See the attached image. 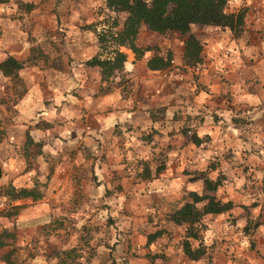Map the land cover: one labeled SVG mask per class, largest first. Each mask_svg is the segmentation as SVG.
<instances>
[{"label":"crops","instance_id":"obj_1","mask_svg":"<svg viewBox=\"0 0 264 264\" xmlns=\"http://www.w3.org/2000/svg\"><path fill=\"white\" fill-rule=\"evenodd\" d=\"M0 6L6 8L5 12L0 13V51L7 46L10 49L8 53L17 56L15 48L8 46L14 45L8 39L18 40L19 47H15L20 49L28 42L27 37L23 40L22 35L13 28L10 17H7L10 5L1 3ZM49 6L48 3L39 2L29 12L38 25V35L41 34V28H49L54 32L60 26L65 31V39L70 42L68 54L74 60L69 62L65 57L63 67L66 71L59 72L58 77L39 78L40 82L44 81L42 84L36 78L31 80V85L28 82V91L21 97L19 111L4 126L9 140L19 144H23L28 129L35 140L42 141L43 152L35 154L33 169H25V161L20 156L15 155L13 158V152L1 148L0 185L9 181L17 187H31L37 181H46V184L42 186V196L35 200L24 197L10 201L6 195L0 196V230L6 229L14 234L0 246V264H64L53 250L74 245L73 230L66 225L68 222L74 224L72 220L78 213L74 205L73 183L79 178L83 197L95 199L91 206L82 207L81 213H90L92 210L91 213L96 211L100 214L104 208L110 209L102 202L110 200L114 210L119 208V204L115 205L128 193L137 197L132 208L145 214L148 206L153 202L158 205L162 196L177 200L185 191H200L203 188L202 181L189 180L192 174L184 168L188 171L203 169L209 159L214 157L219 160L221 167H237L241 164L248 166L250 171H261L256 173L261 182L264 176V0H252L251 4L248 0H240L239 4L236 0L228 1V11L244 9L242 29L238 34L227 27L203 26L208 37L204 42L201 38L202 61L198 68L183 65L181 56L176 54L175 60L181 68L151 71L146 68L145 60L152 51H147L141 59H135L134 53L122 46L127 52L124 66L130 91L122 94V87H118L96 97L86 92L84 84L92 91L97 89L100 83L98 69L86 68L83 64L98 50L95 35L76 28V23L81 19L78 20V16L73 13L62 14L58 24L56 14ZM18 22V29L23 31L22 21ZM152 37L153 32L150 31V39L143 41L141 38V41L147 43ZM76 41L83 44L74 46ZM166 44L170 45L169 41ZM172 45L175 47L174 43ZM176 50L180 53L182 45L177 46ZM4 57H0V60ZM129 64L132 65L130 70ZM80 66L82 72L77 80L69 69ZM182 67L186 68L183 73ZM200 82L207 84L205 90L196 85ZM75 87L83 93L82 97L72 94ZM190 92L195 93L191 95ZM226 92L231 95L228 96ZM42 100L50 101L45 104ZM24 103L26 109H22ZM159 106L163 110L159 117L154 118L151 112ZM175 109H178L176 117L173 116ZM198 111L204 116L191 129L200 138L199 144H195L190 139L191 131L184 132L181 127L188 113ZM215 112L220 115L217 121L213 118ZM232 115L244 116L247 121L235 126L231 123ZM39 120L54 123L49 127L36 126ZM144 134L149 136L145 137ZM85 151L89 152L87 157L83 154ZM159 151L163 153L167 164L161 172L155 173L151 169L149 177L133 176L131 161L141 157L151 158ZM226 151L232 152L231 157H225ZM154 163L152 159L151 166ZM79 165L82 173L77 171ZM50 168L52 170L47 177ZM226 196L233 200L232 194ZM20 203L23 205L17 213L5 212L14 210L12 205ZM139 221L142 222L143 218H139ZM217 223L218 220H214L208 225L215 226ZM144 226L147 233L154 230L148 229L146 224ZM164 226L169 231L175 230L171 231L169 237L159 236L150 244L146 243L145 236H140L139 240L133 236L130 243L137 253L133 254L135 256L130 254L129 261L153 264L143 250L156 248L164 252L165 259L161 264H264L261 258L254 255L253 249L247 251L243 260L231 255L238 245L244 246V242L249 241L248 236L241 233L236 237L238 242L233 245V236L229 235L232 229L228 233H222V230L217 232L223 237L213 245L214 235L212 230L207 229L205 242L213 248L212 257L208 262L204 256L190 259L180 247L182 228L166 220ZM100 230L96 233L99 251L105 247V235ZM129 230L135 233L140 228L132 224ZM259 233L260 229L253 232V241ZM117 237L113 225L111 244L115 248L122 246V240ZM89 242L95 245L91 240ZM121 259L118 253H95L88 258L80 257L74 264H103L108 261L120 264Z\"/></svg>","mask_w":264,"mask_h":264},{"label":"trees","instance_id":"obj_2","mask_svg":"<svg viewBox=\"0 0 264 264\" xmlns=\"http://www.w3.org/2000/svg\"><path fill=\"white\" fill-rule=\"evenodd\" d=\"M14 1L19 11H22L20 17L22 19L28 17V12H31L39 1H48L51 4L49 9L56 14L57 23L59 24L61 15L66 13H73L78 16L80 22L76 23V28L80 31L87 32L88 34H94L98 50L90 57L83 61L84 66L96 67L99 72L100 83L96 90L92 91L88 85L87 93L92 94L94 97L113 91L115 88L124 87L129 77L126 74L124 62L127 59V52L121 47L124 46L129 48L133 53L135 59H141L147 51L152 53L146 58L145 66L151 71H160L179 67L175 58L176 54L181 56V63L185 66H193L198 68L199 63L202 61V40L201 34L198 30H203V26H220L229 28L234 34H238L242 29L244 20V9L239 8L237 11H228L227 4L229 0H103L104 9L108 12L103 22L97 21L93 17L89 21L82 23L86 15L83 13L85 8L81 7L80 0H0V4ZM73 2V3H72ZM44 3V2H43ZM47 4V3H46ZM77 11H73V8ZM120 14H122L120 16ZM25 25L29 23L28 20H23ZM21 23V25H22ZM30 24V23H29ZM23 26V25H22ZM143 27L153 32V37L147 43H142L141 32ZM24 28V26H23ZM27 32V40L29 43L28 54L25 57L19 58L11 53H7L3 59L0 60V72L4 76L10 77L13 81H23L20 71L26 68L27 62H31V65L45 63L49 58L51 62L44 64L45 67L55 70L57 72H65L63 67V60L67 57L69 62H72L74 58L70 54H66V48L61 51L59 47L60 41L63 42L65 31L60 28H56L51 31L49 28H41V34L36 35L32 33L30 27L24 28ZM56 33H59L56 35ZM158 35V37H157ZM169 41V44L166 42ZM58 42V43H57ZM179 42L182 45L180 53L173 47V43ZM64 43V42H63ZM46 44L51 45L50 47L45 46ZM178 45V46H179ZM58 53L52 54L54 50ZM36 50L42 56V60H39ZM64 55V56H63ZM71 72V68L69 69ZM22 79V80H21ZM76 88V87H75ZM72 89V94L75 97H82L83 93L80 92L79 88ZM196 89V88H195ZM194 89V90H195ZM195 92H190L192 95ZM229 96V92H226ZM163 107L159 106L151 112L154 118L159 117ZM178 109L174 111V117L178 115ZM72 115L71 117H73ZM204 113L198 111L194 114H187V119L184 120L181 129L184 132L191 131L193 125L199 124L203 118ZM220 115L215 112L213 118L217 121ZM1 122H11L12 115L2 114L0 116ZM243 121H247L244 116L232 115L231 123L235 126L242 125ZM54 122L39 120L35 124L36 126L49 127ZM0 131L4 133V129ZM145 137L149 135L144 134ZM190 139L195 144H199L200 138L196 131H191ZM35 147L34 156L37 153L43 152L42 141L35 140L27 129L25 132V138L23 142L24 151L27 152L30 146ZM90 151V150H89ZM86 157L89 152L83 153ZM219 155V154H216ZM46 157V155H44ZM215 156V153L213 157ZM154 159V166H151V161ZM131 169L133 168V176H141L142 178L149 177L151 175V169L155 173L161 172L166 167V160L163 153L159 151L154 156L136 158L131 161ZM93 170V167H89ZM223 167L220 166L218 159L210 158L208 164L203 169H193L188 171L184 168L187 173H191L189 180L200 179L202 181V190H188L182 194L180 199H167L166 196H162L157 205L155 202L150 204L146 210V214L150 215L151 218L157 219V217L163 215L166 221L174 223L175 226L180 228V247L185 255L190 259H198L203 255H206V261L212 257L213 248L211 249L209 243L205 242V235L208 232L207 229L212 230V234L215 235V226H210L214 220L219 217L222 218L224 212L232 211L235 203L228 197H218L215 193L219 185L222 184L225 179V174L222 171ZM52 168L49 169V176ZM211 171L215 174L211 175ZM94 178V177H93ZM96 182V181H95ZM46 181H37L31 187H17L12 182L0 185V196L6 195L11 200L19 198L29 197L32 200L38 199L42 196V186H45ZM97 184L98 181H97ZM261 190L264 194V176L261 180ZM162 203V205H160ZM23 204H14V210H6V213H17L18 209ZM161 212V213H160ZM0 213L2 211L0 210ZM154 219V220H155ZM150 221V220H149ZM147 219L146 223L149 222ZM260 219H249L245 224L242 225L243 234L248 236L250 241H253V232L260 225ZM222 233H228L229 226L227 221H220L219 224ZM160 228V229H159ZM177 229V228H176ZM175 229L171 230L172 232ZM182 230V231H181ZM233 230V229H232ZM166 227H158L148 232L145 236L146 243L158 239L159 236L169 237L171 234ZM14 236L12 231L3 229L0 230V246L6 243L8 237ZM82 246H88L90 238L83 237ZM215 238V237H213ZM105 247L99 251L96 248V253H103L112 255L113 251H104L107 246L104 242ZM114 246V244H111ZM95 246V245H93ZM81 247V246H79ZM91 247V245H90ZM112 248V247H111ZM75 249V245L71 247L57 248L53 250V253L58 257L64 264H74L80 260V257L85 256L86 258L93 256L95 253H86L83 249H79V253L73 259L71 252ZM110 248H108L109 250ZM95 249L92 248V251ZM156 250V251H155ZM157 251L156 248L150 249L149 261L153 264H161L164 259V252ZM125 261H128L126 258ZM210 260V259H209ZM122 262V259H121ZM130 262V261H129ZM103 264H118L115 261L104 262ZM121 264V263H120Z\"/></svg>","mask_w":264,"mask_h":264},{"label":"rangeland","instance_id":"obj_3","mask_svg":"<svg viewBox=\"0 0 264 264\" xmlns=\"http://www.w3.org/2000/svg\"><path fill=\"white\" fill-rule=\"evenodd\" d=\"M43 2L48 3L49 5L52 4L48 1H42V3ZM80 3H81V7L85 8L84 9L85 11L83 13L86 15L82 23L89 21L90 18L88 17H93L91 21L96 19L97 21L103 22L101 19H104L108 14V12L103 7V4H104L103 0H80ZM8 4L10 5L11 8L8 10L9 14L7 15V17H10V19L12 20L13 28L15 29L17 33L22 35V38L24 40L28 36L26 30H24L21 25L20 26L23 31H21V29H18L19 28L18 20L23 21L22 18L20 17L21 13L23 12L19 11L14 1H10L8 2ZM72 8H73V11H77L76 8L74 7ZM27 14H28V17L24 18V20L25 19L28 20L30 24L27 23V25H25L23 22L22 25L24 26V28L30 27V30H32V33L37 35L39 33V30H38V25H36V20L34 19V16L32 13L28 12ZM121 15L122 14H120V16ZM150 31L151 30L147 31L146 28L142 29L141 38L143 41L150 39L148 38ZM198 31H200L201 38L204 42V39L208 37V32L205 31L204 29L198 30ZM58 34L59 33H56V35ZM62 40L64 43L60 41L59 47L61 48V51H63V49L66 48V54H67L68 53L67 50L71 49V46L69 45L70 42H68L65 39V37ZM9 41L14 45H8ZM17 41H15L14 39L11 41L10 39H8L7 45L11 49L15 48V52L16 53L18 52L17 56H19L20 58L25 57L26 54H28L27 53L28 52V49H27L28 42L25 43L24 46H22L20 49H17L16 47H19L17 45ZM76 42L77 43L76 44L74 43V46H81L83 44L82 42H78V41ZM178 45H179V42H175V47H177ZM0 46L2 47L1 44ZM45 46L50 47L51 45L46 44ZM8 50L10 49H8L7 46L1 49L0 57H3L4 55H6L8 53ZM56 53H58V51L54 50L52 54H56ZM34 54L37 55L39 60H42V56L38 50H36V53ZM50 62H51V59L49 58L45 63L49 64ZM40 63L41 64L32 66L31 62H27L26 68H23L22 72L20 71V75H22V79H25L26 82H24V80L20 82L13 81V79H10V77L4 76L1 72L2 76L0 75V116L2 114H5L7 116L8 115L13 116L15 115V112L19 111L18 109L20 108V104L23 98L22 96H25L28 91V82H29V85H31V82H32L31 80H34L35 78L38 80L39 78H43V79L51 78L52 79L60 75L59 72L45 67L44 66L45 63L43 62H40ZM81 67L82 66H80L79 68L78 67L72 68L70 72L71 75L75 77L77 80L79 79L78 77L79 74H81L82 72ZM183 69L185 71L186 68L182 67L181 69L182 73L184 72ZM198 78H199V74H198ZM38 82H40V80ZM42 83H44V81L40 82V84ZM196 85L201 87L202 90H205L206 88L205 86L207 84H203L200 82V83H197ZM129 91H130V88L128 87L127 84L121 88L122 94H125ZM49 101L50 100H46V101L42 100L41 102L42 103L45 102V104H48ZM26 106H27L26 103L22 104V109H26L27 108ZM5 124L6 123L1 122V119H0V129L3 128L5 130L4 128ZM1 148L6 149L8 152H13L14 154L12 156L13 158H15V155L20 156L23 159V161H25V164H23V166H25L24 167L25 169L26 168L33 169L31 168L34 163L33 154L35 151V147L33 145L28 148L27 152H25L23 148V144H19L17 141L9 140L8 133L5 131L4 133H2L0 131V149ZM224 155L227 158L231 157L232 152L226 151ZM78 170H80V173H82V168L80 165L78 166L77 171ZM222 171H224L225 179L223 180L222 184L218 186L215 193L218 197H227L226 196L227 194H232L235 205L232 208V211L224 212L222 215V218L219 217L217 219L219 223H217L214 228L215 235L213 237L215 238L213 240L212 245L215 244L216 240L218 241L219 239L223 237L220 234H216L217 232H220L219 224L221 220H223L224 222L227 221L228 225L232 226L231 228L229 227L228 229L230 231H232L231 229H233L232 232H229V235L231 237L233 236L232 238L231 237L230 238L233 240V245H235L238 242L236 240L237 239L236 237L239 234L243 233L242 225L245 224L249 219L251 220L254 218L260 219L261 223L256 228V230L260 229L261 233L258 234V236L255 238V241L249 240L247 241V245H245V243H244V246L238 245V249L235 248L231 252V255L235 259L243 260L246 258L247 251H250L253 249L255 253L254 255L261 258V260L264 262V194L262 193L261 182L258 181V175H257L261 173V171H257V170L250 171L248 166L246 165L241 166V164L238 165L237 167H229V165H226L223 167ZM73 186L75 190L73 194L74 205L77 207L78 213L74 216V219L72 220L74 224L71 225V223L68 222L66 225V226H69L73 230V243L75 245V249L73 252H71V255H70L72 256L73 259L76 257V254L79 253L80 251L79 249H83L87 254L96 253V248H95L97 247L96 233L98 232L99 229H101L100 233L105 235L104 242L107 246V249H105L104 251L106 252L113 251V253H118L119 255H121L122 257L121 264H135V263H132L131 261L129 262L130 254L133 255L134 253H137V249H135V247L134 248L131 247V243H130V240L133 239V236L137 240H139L141 238L140 236H145L147 234L148 230L146 226H144V224L148 226V229L154 228L157 230L158 227H162V229L165 227L164 226L165 219L163 215L160 216L159 214V217H157V219L155 218L150 219L151 218L150 215L146 213L143 214L144 212H142L141 214V212L138 209L132 208V205H134L137 202V197L130 195V193H128L126 198L121 199L122 202L119 201L115 205L116 207L119 204L120 205L119 208L114 207L115 209L112 210L113 209L111 208L113 207L112 203H109L110 200H107V202H102V204L106 205L110 209L104 208L101 214L97 213L96 211H93V213H91L92 210H90V213H81L82 207H87L89 205L91 206L92 202L95 201V199H89V198L83 197V194L81 192L82 182L80 178L77 179L75 183H73ZM105 200L106 199H103V201ZM132 210H138L139 212H132ZM141 217L143 218V221L138 222V219ZM146 219L150 221L146 223L145 222ZM63 221L64 220H62V222ZM132 224H135V226L138 225L140 230L138 232L132 233L129 230V227H131ZM77 225H79V227H77ZM113 225L116 228V235L118 236L117 238L122 240V243H121L122 246H120L119 248H115V246L111 245L112 240H113ZM83 237L90 238V240L92 241V243L95 244V246H93L90 243L91 247L90 245L89 247L87 245L83 247L82 246V242L84 239ZM209 247H211V245ZM92 248H94L95 250L92 251ZM108 248L110 249L108 250ZM143 252L145 253L144 255L146 256V258L149 260L150 252H147L144 250ZM160 252L163 253V249H161L159 253ZM203 256L206 259L207 256L206 255H203ZM125 258L128 261H125L124 260ZM137 263L139 264L140 262H137Z\"/></svg>","mask_w":264,"mask_h":264},{"label":"clouds","instance_id":"obj_4","mask_svg":"<svg viewBox=\"0 0 264 264\" xmlns=\"http://www.w3.org/2000/svg\"><path fill=\"white\" fill-rule=\"evenodd\" d=\"M26 2H27V0H26ZM251 2H252V0H248V3L249 4H251ZM236 3L237 4H239L240 3V0H236ZM6 11V8L4 7V6H0V13H3V12H5ZM27 46V45H26ZM131 67H132V65H128V68H129V70L131 69ZM21 219L23 220V219H25L24 217H21ZM46 222V221H45ZM77 227H79V225H77ZM245 243V245H247V241H245L244 242Z\"/></svg>","mask_w":264,"mask_h":264}]
</instances>
